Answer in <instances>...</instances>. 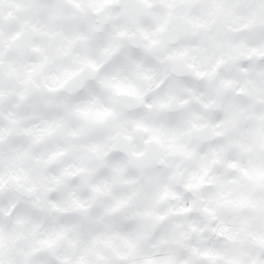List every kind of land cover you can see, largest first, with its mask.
<instances>
[{
    "label": "clouds",
    "instance_id": "clouds-1",
    "mask_svg": "<svg viewBox=\"0 0 264 264\" xmlns=\"http://www.w3.org/2000/svg\"><path fill=\"white\" fill-rule=\"evenodd\" d=\"M0 264H264V0H0Z\"/></svg>",
    "mask_w": 264,
    "mask_h": 264
}]
</instances>
